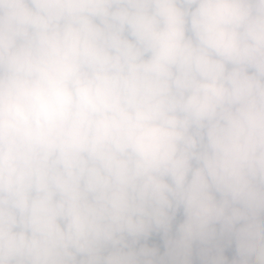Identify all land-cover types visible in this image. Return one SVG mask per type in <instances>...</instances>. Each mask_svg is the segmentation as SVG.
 I'll return each instance as SVG.
<instances>
[{"label": "clouds", "instance_id": "clouds-1", "mask_svg": "<svg viewBox=\"0 0 264 264\" xmlns=\"http://www.w3.org/2000/svg\"><path fill=\"white\" fill-rule=\"evenodd\" d=\"M0 264H264V0H0Z\"/></svg>", "mask_w": 264, "mask_h": 264}]
</instances>
